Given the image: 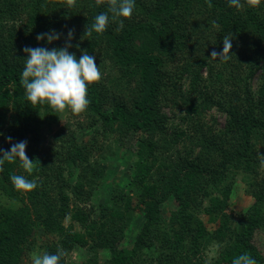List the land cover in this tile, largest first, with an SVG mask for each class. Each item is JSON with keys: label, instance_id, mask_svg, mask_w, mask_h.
<instances>
[{"label": "trees", "instance_id": "trees-1", "mask_svg": "<svg viewBox=\"0 0 264 264\" xmlns=\"http://www.w3.org/2000/svg\"><path fill=\"white\" fill-rule=\"evenodd\" d=\"M241 3L237 10L229 0H211V8L208 0H135L131 19L113 22L109 13L107 30L87 35L106 4L0 0V149L26 141L35 163L32 175L18 158L0 171L7 197L0 201V264H20L36 245L35 227L52 235L44 252L65 251L61 264H71L66 256L74 249L75 264H208L207 241L218 243L215 264L245 253L264 263L253 242L264 232V0L257 8ZM70 30L69 52L94 56L103 79L89 87L88 110L61 125L50 106L34 108L26 99L21 75L25 47L63 48ZM53 31L59 40H37ZM225 36L234 55L211 59ZM213 108L224 115L221 126L204 117ZM85 127L89 138H79ZM121 151L137 199L132 189L114 186L99 203L106 160ZM13 174L38 187L16 190ZM235 178L252 198L242 211L230 210ZM171 197L174 207L167 208ZM137 204L141 221L128 237ZM204 214L215 219L213 229Z\"/></svg>", "mask_w": 264, "mask_h": 264}, {"label": "clouds", "instance_id": "clouds-1", "mask_svg": "<svg viewBox=\"0 0 264 264\" xmlns=\"http://www.w3.org/2000/svg\"><path fill=\"white\" fill-rule=\"evenodd\" d=\"M77 0H66L68 7H75ZM96 5H107V12H102L95 16L91 28H87L86 34L91 35L93 31L97 34H103L111 20L115 22L118 18L131 19L135 10V0H95ZM262 0H245V3L252 8L261 5ZM229 4L237 10L243 8L241 0H229ZM209 8L212 7L211 0H208ZM124 27V20H119V28ZM73 31H69L66 46L63 48L25 47L24 52L28 55L25 60V66L21 75V84L25 89V96L31 102L33 107L47 105L53 111L64 114L69 110L73 115L79 116L85 113L91 100L89 99V87L98 84L103 79V73L97 66L95 57L85 51L79 59L76 55L69 52L72 47L70 41L73 38ZM47 37L51 44L60 39V34L56 32L43 33L37 36L38 41ZM232 50V39L225 36L223 39L222 52L212 51L211 59L220 62H227L234 55ZM0 135H3L0 133ZM11 143V137H8ZM27 142L21 141L14 143L11 150L5 151L0 158V171H3L5 161L15 163L17 158L22 168L32 175L35 169V163L32 162L26 154ZM261 164L264 166V156L261 157ZM13 186L18 191L31 192L37 187L35 179L29 180L24 175L13 174L10 176ZM66 255L63 249H58L56 254L44 252L42 254L34 252L31 256L32 264H61L62 258ZM232 264H257V261L249 254H241L236 257Z\"/></svg>", "mask_w": 264, "mask_h": 264}, {"label": "rangeland", "instance_id": "rangeland-1", "mask_svg": "<svg viewBox=\"0 0 264 264\" xmlns=\"http://www.w3.org/2000/svg\"><path fill=\"white\" fill-rule=\"evenodd\" d=\"M256 80L257 79H254L252 81L254 83V86H255ZM219 87L220 86L217 85V88ZM164 110L167 113L171 114V110L169 107H164ZM177 112L181 113L180 111H177ZM78 117L79 116L73 115L70 110L64 114L58 113V123L61 125L66 122L74 124L76 120L78 119ZM204 117L209 122L216 120V122L218 123V126H221L225 119L224 115H222L221 112H219L215 108L208 110L204 114ZM89 132H90V128H87V127L83 128V130L79 132L80 133L79 138L88 139L90 136ZM43 135L46 139H48V134L46 132L45 127L43 128ZM106 165L108 169V174H107L108 180L100 188L97 189L96 198L99 203L103 202L106 199V197L108 196L110 191L114 188V186L115 187L118 186L124 190H129L130 188L132 189L130 190L132 195L139 193L138 188L134 184L129 183V178H131V172L133 169L129 166L128 161L123 155V151L119 152L118 156H115L113 158H108L106 160ZM262 167L264 169V166ZM233 181H234L235 189L230 199V210L242 211V209H246L252 203V198L248 196V194L245 192L246 186L240 179L235 178V180ZM134 197L136 198L135 195ZM0 201L3 203H7V197L4 195L2 191H0ZM134 204H136V202H134ZM173 204H174L173 197L169 198L165 202V206L167 208H173L174 207ZM136 208L137 209L135 211L136 212L135 221L132 224L130 230L128 231L129 232L128 237H132L135 234L136 226L138 222L141 221L140 219L141 213H140V210H139L140 208L138 204ZM203 219L205 223L207 224V226L209 227V229H213L216 226L215 219L210 220L208 215L204 214ZM71 222L72 221L70 218L67 217L65 219L66 224H69ZM74 225L76 228H78L76 224ZM32 236H34L35 238L36 245L32 250L28 251L27 254L24 255V257L20 261V264H32L31 262L32 254L34 252H37L40 254L44 253L45 251L44 244L48 242L50 239H52V235L45 233L44 230L40 227H35V230L33 234L31 235V237ZM253 242L258 247V249L261 251L262 255H264V232L262 230H258L255 232L254 237H253ZM218 251H219L218 243H215L214 241L212 242L207 241L204 246L203 252H202V257L207 261L208 264H215V260L219 257ZM79 254L80 252L78 251V249H74L69 254H67L66 259L71 264L78 263ZM106 257H107V253L105 251H101L100 260L103 261Z\"/></svg>", "mask_w": 264, "mask_h": 264}]
</instances>
